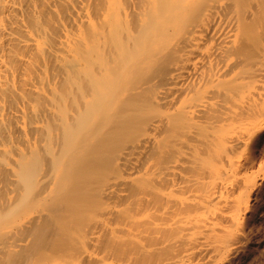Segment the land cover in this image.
<instances>
[{
    "label": "bare ground",
    "instance_id": "1",
    "mask_svg": "<svg viewBox=\"0 0 264 264\" xmlns=\"http://www.w3.org/2000/svg\"><path fill=\"white\" fill-rule=\"evenodd\" d=\"M263 141L264 0H0V264H231Z\"/></svg>",
    "mask_w": 264,
    "mask_h": 264
},
{
    "label": "rangeland",
    "instance_id": "2",
    "mask_svg": "<svg viewBox=\"0 0 264 264\" xmlns=\"http://www.w3.org/2000/svg\"><path fill=\"white\" fill-rule=\"evenodd\" d=\"M264 142V141H263ZM255 147L254 151H258L260 152L262 155L264 154V147L262 146H253ZM257 147V148H256ZM261 148V149H260ZM263 148V149H262ZM259 149V150H257ZM263 152H261V151ZM261 160H263V164H264V156L260 158ZM260 162V160L258 161V163ZM258 165V164H257ZM256 165V166H257ZM260 177V176H259ZM263 178V179H262ZM259 179V178H258ZM260 181H258L259 185H258V189L257 191H255V193L253 194L252 198H251V202H250V209H249V213H248V217H247V222L248 224H246L247 222H245V227H244V233L245 235L247 234L248 238H246L248 241H246V239H243L242 243L245 244L243 245L244 249H242V244L240 247L239 252L236 254L233 262L231 264H264V177H260L259 179ZM261 187V188H260ZM260 190V191H259ZM258 193V194H257ZM257 194V195H256ZM255 196V198H254ZM253 203V204H252ZM256 206V207H255ZM255 207V209H254ZM253 208V209H252ZM252 209V211H251ZM255 212V213H254ZM257 212V213H256ZM253 214V216H252ZM256 215V216H254ZM249 218V219H248ZM252 221H251V220ZM254 220V222H253ZM250 221V222H249ZM254 224H253V223ZM252 224V226H251ZM254 225V226H253ZM247 226V227H246ZM249 227V228H248ZM251 230V232H248ZM247 230V231H246ZM250 234V235H249ZM245 238V236H244ZM246 241V242H245ZM245 242V243H244ZM248 244V245H247ZM246 248V249H245ZM245 250V251H242ZM241 252V253H240ZM244 254H243V253ZM240 254V255H239ZM243 254V255H242ZM239 257V259H238Z\"/></svg>",
    "mask_w": 264,
    "mask_h": 264
}]
</instances>
